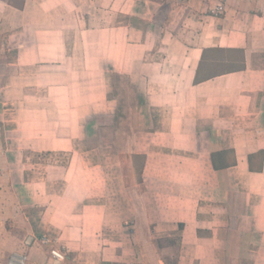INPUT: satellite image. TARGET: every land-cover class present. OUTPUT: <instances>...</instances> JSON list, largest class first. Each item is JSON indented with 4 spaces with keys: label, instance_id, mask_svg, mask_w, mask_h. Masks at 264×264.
I'll list each match as a JSON object with an SVG mask.
<instances>
[{
    "label": "crops",
    "instance_id": "obj_1",
    "mask_svg": "<svg viewBox=\"0 0 264 264\" xmlns=\"http://www.w3.org/2000/svg\"><path fill=\"white\" fill-rule=\"evenodd\" d=\"M93 1L0 0L3 121L71 152L37 181L21 161L34 196L0 209V263L264 264V0ZM112 75L134 105L84 181L80 126L116 120L90 110L118 104Z\"/></svg>",
    "mask_w": 264,
    "mask_h": 264
},
{
    "label": "rangeland",
    "instance_id": "obj_2",
    "mask_svg": "<svg viewBox=\"0 0 264 264\" xmlns=\"http://www.w3.org/2000/svg\"><path fill=\"white\" fill-rule=\"evenodd\" d=\"M12 1L18 3V0ZM113 1L115 2V0ZM92 2L94 1L92 0ZM102 8L103 7H101L100 9L102 10ZM96 10L98 9H95V11ZM111 79L112 83H115V87H113L112 89L111 96L117 98L118 104L112 103L107 104L106 106H103V104L95 105L94 109L90 110L101 111L103 113L112 112L113 114H115L116 120L112 119L111 121V117H108V115H99L96 120L98 126L99 124L103 126L105 123H109L110 120L112 129L102 128V130H100L101 133L96 134L99 128H95V131L92 127L95 124L94 122L96 121H92V126L85 124L80 126L81 139L77 141V149L74 153V156L77 155V153L80 154V156H82L80 165H82L84 168H88V170H85L87 172V176L85 179H83L84 181H97L99 179L98 174L92 173L95 170L94 166H98L100 163L103 164L100 159V157H102L103 155V152H101V155H99L100 151L97 150L103 149V147L109 148L110 141L112 140L111 137L114 134L112 133L113 129L119 130V128H121V125H119L121 122L119 116L121 114V109L123 105H127V102L125 101L129 100V107L134 105L131 104L134 100L132 99L133 97L131 95V91L127 90L126 85L121 87L120 77L112 75ZM82 88L85 87H81V89ZM2 100H0V209L1 212L4 213L10 209L13 199H18L19 202H21L20 204L22 208L25 209L27 208V205H25V203L28 202L30 198L32 199V197L34 196L33 188H28L21 182L23 175L21 173L22 167L23 170H25V178L23 179V181H37L43 178L45 166L48 165L49 167H51L52 170L56 167L66 166L69 159L71 158V152H66L63 150H53L47 152V148L51 147V145L47 146L48 141H40L39 134L41 127L39 125L30 124L28 122L29 119L24 122V124H17V130L12 131L11 128L13 127L7 125L6 121H3V118L5 120L7 119V107L6 105L2 104ZM86 120L88 121L87 118ZM123 123L125 124V122ZM98 144L102 145V147H99ZM42 148H44V150H42ZM118 149L119 148H115L113 145V150L118 151ZM111 152H113L112 149ZM107 157L108 165L125 164L140 166L142 164V160L138 156H135L133 154L123 157H119L118 155L113 156L112 154H107ZM16 160L17 163L15 166L14 162ZM21 161H24L26 163L24 166L22 165V167L20 164ZM88 172H91L92 174H88ZM101 176L102 175H100V178ZM36 190L38 192V189ZM3 200L5 201V203L2 202ZM6 202H8L9 204Z\"/></svg>",
    "mask_w": 264,
    "mask_h": 264
},
{
    "label": "built area",
    "instance_id": "obj_3",
    "mask_svg": "<svg viewBox=\"0 0 264 264\" xmlns=\"http://www.w3.org/2000/svg\"><path fill=\"white\" fill-rule=\"evenodd\" d=\"M223 11H224V6L222 4H218L213 9H211V13L214 15H220L223 13ZM50 241L51 240L47 235H43L41 237L42 244H45V245L49 244L51 243ZM50 255L52 258L60 262H62L65 259V255L57 249H51ZM24 260H25V257L23 255L13 253L11 254V256L6 262L0 263V264H23Z\"/></svg>",
    "mask_w": 264,
    "mask_h": 264
}]
</instances>
